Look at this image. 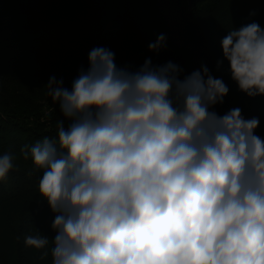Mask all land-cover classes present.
Wrapping results in <instances>:
<instances>
[{"label":"clouds","instance_id":"9594fccd","mask_svg":"<svg viewBox=\"0 0 264 264\" xmlns=\"http://www.w3.org/2000/svg\"><path fill=\"white\" fill-rule=\"evenodd\" d=\"M221 47L217 68L226 60L240 91L264 96V27L228 31ZM88 65L71 90L55 76L45 86L64 118L58 142L21 149L42 170L39 193L55 217L51 264H264L259 119L238 107L219 115L229 88L206 66L181 79L171 61L117 67L104 47ZM13 161L0 155V181ZM24 243L41 250L49 238Z\"/></svg>","mask_w":264,"mask_h":264},{"label":"trees","instance_id":"16d2710c","mask_svg":"<svg viewBox=\"0 0 264 264\" xmlns=\"http://www.w3.org/2000/svg\"><path fill=\"white\" fill-rule=\"evenodd\" d=\"M251 22L264 27V0H0V155L14 156L0 181V264L52 261L55 217L39 193L43 173L21 153L45 137L58 142L64 118L47 95L51 77L71 90L96 47L114 52L117 67L171 61L183 69L181 79L206 66L229 88L214 110L223 115L238 107L245 119L258 118L255 134L264 139V96L240 91L226 60L217 68L222 39ZM161 34L165 46L149 51ZM37 234L49 244L26 247L25 237Z\"/></svg>","mask_w":264,"mask_h":264}]
</instances>
